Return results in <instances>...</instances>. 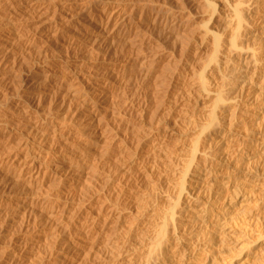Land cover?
<instances>
[{
    "label": "bare ground",
    "instance_id": "obj_1",
    "mask_svg": "<svg viewBox=\"0 0 264 264\" xmlns=\"http://www.w3.org/2000/svg\"><path fill=\"white\" fill-rule=\"evenodd\" d=\"M43 1L0 0V264H201L202 254L225 264L224 244L245 245L257 226L241 216L250 210L240 183L264 169V134L247 133L264 128V0H196L206 7L196 25L185 4L153 17L155 29L185 39L183 50L206 52L169 75L171 91L161 86L168 75L142 58L133 67L126 56L101 62V71L60 73L48 38L65 49H100L104 61L137 20L123 2ZM47 12L53 22L27 30L30 14ZM41 41L27 77L25 53ZM139 79H154L152 96L166 98L151 100L169 118L152 105L150 125L101 124L110 110L102 116L99 103L108 105L113 81L133 87ZM136 113L146 122L145 109Z\"/></svg>",
    "mask_w": 264,
    "mask_h": 264
},
{
    "label": "rangeland",
    "instance_id": "obj_2",
    "mask_svg": "<svg viewBox=\"0 0 264 264\" xmlns=\"http://www.w3.org/2000/svg\"><path fill=\"white\" fill-rule=\"evenodd\" d=\"M48 1H50V2H48ZM83 1V2H82ZM87 1V2H86ZM85 2H84V0H77V2H80V3H87L88 4V2L90 1V2H92V0H86ZM93 1H95V0H93ZM113 1H118V3L120 2V3H124V4H126V5H128V7H127V11H126V13L128 12H130V10H131V16L128 14V16H130V17H132V15L134 16V17H132V18H134V20L136 21L137 20V24L135 23L134 24V27H135V25H137L136 26V30L135 29H133L130 33V36H129V38H130V40H126L125 41V43L123 44V42H121V43H118L117 45L116 44H114L115 46H113L112 48H111V50H110V53L108 54V55H106V58L104 59V61H102V59H103V53H102V51L100 50V49H97L98 51H96V49L94 48V50H92L91 48H87V47H85L84 49H82V50H72V49H65V47L63 48V45H61L60 43H52L50 40H49V38H48V40L47 39H45L46 38V34H45V36H44V38H43V40L42 41H44V39H45V41L47 40V42L48 43H46V44H49V45H47V48L49 49V58L50 59H48V60H50L51 62L52 61H56L57 63H59V66H57L56 67V69L60 72V73H62V72H69L70 71V69L72 70V68L74 69V70H77V71H79L80 69V71H82V72H85V73H93V72H96V71H101V69H99L100 68V64H101V62H102V66H101V68H104L105 66H106V64H119L122 60L124 61L125 60V58H126V56H128L127 57V59H130V60H128L130 63H129V65H128V67H133V65H134V63H132V62H135L136 64H138V60H136L137 58L139 59V58H142V59H144L145 61L144 62H146L147 63V65H148V67H150L151 66V68L154 70V73L156 74L158 71V74H160L161 75V73L165 76H167L168 75V77L165 79V84L163 83V85H165V86H163V85H161L162 87H164L163 88V91H165V90H169V89H171V83H167V80H169L168 82H170V77L171 76H173L172 74H175V75H178L181 71H183L184 70V64L185 63H190V62H192V61H194L195 59H196V61H198L199 63H200V59H201V62H202V60L204 59L205 60V54H206V52H203V54L201 53V55H199V56H195L194 54H195V52L194 51H192V50H183L184 49V47L183 48H181V45L183 46L184 44V38H182V36H179L178 38H177V40L176 41H174L173 39V36L172 35H170L169 34V30H167V29H165V30H161V29H159V28H154V25L151 23L152 21V19H154L155 18V16L157 15L158 17H159V15H162L163 14V12L166 10V12H167V10H169V8L170 7H173L174 8V6H175V8L174 9H172V8H170V10L169 11H176V10H179V8L180 7H182V4H185V6L183 5V10L185 11L184 13H185V15L187 16V19H191L192 20V23H196V21L197 22H199L200 20H202L203 18H204V16H205V14L204 13H206V7L202 4V3H200V2H196V0L195 1H192L191 2V0H180V1H178V0H113ZM182 1H184V3L182 2ZM47 2V3H46ZM52 1L51 0H45V1H43V4H45V5H48V4H50ZM89 2V3H90ZM180 2V3H179ZM179 5V6H177V5ZM193 4H194V6H193ZM174 5V6H173ZM181 5V6H180ZM178 7V9H177V7ZM188 6V7H187ZM202 6V7H201ZM185 7V8H184ZM196 7V8H195ZM3 7H2V5H1V2H0V15L1 14H3V12H5V10H4V8L2 9ZM167 8V9H166ZM163 9V10H162ZM165 9V10H164ZM163 12H162V11ZM3 11V12H2ZM156 11H158V12H156ZM188 12V13H187ZM204 15V16H203ZM38 16V17H37ZM51 16V12H47V13H45V15L43 14V15H39V13L37 14V13H33V14H30L29 15V17H28V19H25L24 21H23V23H24V25L26 26V28H28L27 30H29V31H35V32H37V31H39V30H41V29H44L48 24H50L51 22H53V21H51L50 22V17ZM185 16V17H186ZM30 17H31V19H30ZM154 17V18H153ZM158 17H157V19H158ZM189 17V18H188ZM49 18V19H48ZM136 18V19H135ZM139 18V19H138ZM195 19V20H194ZM30 20V21H29ZM48 20V21H47ZM199 20V21H198ZM28 22V23H27ZM151 25H153V26H151ZM196 25V24H195ZM37 27V28H36ZM138 27V28H137ZM167 30V31H166ZM44 31V30H43ZM43 31H42V33H43ZM134 31V32H133ZM135 31H136V33H135ZM136 34V35H135ZM169 34V35H168ZM172 37V38H171ZM184 39V40H183ZM181 40L182 41H184L183 43L181 42ZM41 41V43L39 44V43H35V44H33L32 45V48L30 49L31 50V53H29V52H27V53H25V55L27 56H25V58H24V63H23V65H24V67L22 68V72H23V74L24 75H26L27 77H31L32 76V73H33V69H32V67L33 66H35V64L33 63V62H35V59H34V57H35V55H36V52H37V50L36 49H39V47L41 46V44H43V42ZM50 41V42H49ZM173 41H174V43H173ZM130 45H129V44ZM160 44V45H159ZM51 45V46H50ZM53 45V46H52ZM55 45H57V49H56V46ZM126 45V46H125ZM138 45V46H137ZM157 47H156V46ZM39 46V47H38ZM48 46H50V47H48ZM120 46H121V48H122V50H121V48H120ZM125 46V47H124ZM130 46H131V49H130ZM141 46V47H140ZM152 47V48H149V47ZM52 47V48H51ZM163 47V48H162ZM36 48V49H35ZM140 48V49H139ZM53 49H55V50H53ZM88 51H87V50ZM139 49V50H138ZM144 49V50H143ZM149 49V50H148ZM158 49V50H157ZM164 49V50H163ZM169 49H171L170 51H169ZM176 49V50H175ZM67 50V51H66ZM71 50V51H70ZM120 50V51H119ZM129 52H128V51ZM135 50H137V51H135ZM181 50V51H180ZM36 51V52H35ZM58 51H60V52H58ZM65 51V52H64ZM73 51V52H72ZM87 51V52H86ZM89 51H91V52H89ZM113 51H114V53H113ZM133 51H135V52H133ZM143 51V52H142ZM34 52H35V54H34ZM56 52H58V53H56ZM77 52V53H76ZM84 52V53H83ZM101 52V53H100ZM120 52V53H119ZM125 52V53H124ZM157 53V55H159V56H157V58L156 59H154V60H151L150 58H151V56L150 55H152L153 53ZM176 52V53H175ZM177 52H179V53H177ZM194 52V53H193ZM29 53V54H28ZM130 53V54H129ZM137 55H136V54ZM140 53V54H139ZM144 53V54H143ZM66 54V55H65ZM80 54V55H79ZM114 56H113V55ZM123 54V55H122ZM148 54V55H147ZM171 54V55H170ZM179 54V55H178ZM186 54V55H185ZM198 54V52L196 53V55ZM55 55V56H54ZM78 55V56H77ZM83 55V56H82ZM170 55V56H169ZM183 55V56H182ZM57 56V57H56ZM113 56V57H112ZM125 56V57H124ZM132 56V57H131ZM136 56V57H135ZM143 56H145V57H143ZM147 56H149V58L147 57ZM179 56V57H178ZM195 56V57H194ZM207 56V55H206ZM83 58V59H81V58ZM102 57V58H101ZM112 57V58H111ZM122 57H124V59L122 58ZM134 57V58H133ZM178 57V58H177ZM192 57L194 58V60L192 59ZM66 58V59H65ZM80 58V59H79ZM96 58V59H95ZM148 58V59H147ZM167 58H168V60H167ZM186 58V59H185ZM188 58H190V59H188ZM101 59V60H100ZM126 59V60H127ZM29 60H30V62H29ZM100 60V61H99ZM106 60V61H105ZM110 60V61H109ZM120 60V61H119ZM133 60V61H132ZM137 62H136V61ZM156 60V61H155ZM108 61V62H107ZM149 61H150V65L148 64L149 63ZM155 61V62H154ZM164 61V62H163ZM151 62H152V64H151ZM30 63H31V65H30ZM168 63H170V64H168ZM195 63V61L192 63V64H194ZM131 64H133V65H131ZM135 64V66H137ZM30 65V66H29ZM70 65V66H69ZM79 65V66H78ZM131 65V66H130ZM167 65V66H166ZM195 65H197V62L195 63ZM195 65H193V66H195ZM199 65V64H198ZM25 66H26V68H25ZM73 66V67H72ZM98 66V67H97ZM166 66V67H165ZM176 66V67H175ZM72 67V68H71ZM75 67V68H74ZM138 67V66H137ZM161 67V70L159 69ZM164 67V68H163ZM172 67V68H171ZM29 68V69H28ZM64 68V69H63ZM68 68V69H67ZM96 68V69H95ZM139 68V67H138ZM167 68V69H166ZM170 68V69H169ZM32 69V70H31ZM169 69V70H168ZM64 70V71H63ZM68 70V71H67ZM164 70V71H163ZM167 70V71H166ZM175 70V71H174ZM29 71V72H28ZM32 71V72H31ZM57 71V73H59ZM170 72V73H169ZM173 72V73H172ZM165 73V74H164ZM177 73V74H176ZM157 74V75H158ZM2 75V76H1ZM169 75H170V77H169ZM0 78H7V72H6V70H0ZM4 76V77H3ZM141 80V81H140ZM115 81V80H114ZM113 81V83H114V86H115V88H114V91L112 92V94L113 95H111V96H109V98H108V100L106 101V103H108V105L106 104V107H108V108H106L105 107V102L104 103H99V107H101V109L103 110V112L101 113L102 114V116H105L106 114H108V112H109V115L108 116H106V117H99V118H102V120L100 119V122H101V124H103V125H105V124H109V123H107V122H109L110 120V125H117V123H118V125H150V122H151V116H149V117H147L148 116V114L149 115H151V113H150V110H151V108L150 107H152V105L153 104H156V102L155 101H153V100H151V99H156L157 97H155L154 98V96H152V91H153V87H154V79H152V80H150V79H148V80H145V79H139V80H137V82H135V81H133L134 82V86L132 87V85H133V83H132V85H131V83H130V85H131V87H130V85L128 84V85H126V84H123L124 82H122V80H116L115 82ZM139 81V82H138ZM117 83V84H116ZM149 83V84H148ZM152 83V84H151ZM167 83V84H166ZM121 84V85H120ZM147 84V85H146ZM33 85V86H32ZM36 87H35V86ZM118 85H119V87L121 88V89H119V87H118ZM123 85V86H122ZM137 85H139V86H137ZM30 86H32L33 88H35V90L36 91H39V90H45V89H47V90H49L50 88L49 87H43L44 85L42 84H40V87L38 86V84L36 83V84H34V83H32V84H30ZM29 86V87H30ZM129 86V87H128ZM27 87V86H26ZM38 87V88H37ZM150 87V88H149ZM161 87V88H162ZM38 90H37V89ZM117 88V89H116ZM122 88H123V90H122ZM126 88H128V89H126ZM167 88V89H166ZM169 88V89H168ZM25 89V88H24ZM23 89V90H24ZM135 89V90H134ZM136 89H137V91H136ZM151 90V91H150ZM46 91V90H45ZM122 91V92H121ZM124 91V92H123ZM131 91V92H130ZM134 91V92H133ZM136 91V92H135ZM143 91H145V92H143ZM169 91H171V90H169ZM18 92V95H21L23 92H21L20 90L19 91H17ZM122 94H121V93ZM142 92H143V94H142ZM149 92H151L150 94H151V96L153 97H151V96H149L150 94H149ZM119 93V94H118ZM120 94H121V96H120ZM134 94V95H133ZM161 94V93H160ZM157 95L158 96V98L156 99V101L157 102H160L161 103V101H162V99H164V98H166V97H159V96H161V95ZM115 95V96H114ZM117 95V96H116ZM126 95V96H125ZM128 95H129V97H128ZM132 95H133V97H132ZM142 96H143V98H142ZM145 96V97H144ZM156 96V95H155ZM112 97V98H111ZM114 97V98H113ZM117 97V98H116ZM119 97V98H118ZM121 97V98H120ZM125 99H123V98ZM128 97V98H127ZM150 97V98H149ZM116 98V99H115ZM130 98V99H129ZM145 98V99H144ZM130 101H129V100ZM148 99H150L152 102H154V103H151L150 102V100H148ZM46 100H47V98H46ZM149 101L150 103H151V105L149 104V102H147V101ZM160 100V101H159ZM109 101H113L112 102V104H111V102H109ZM121 101V102H120ZM125 101V102H124ZM115 102H117V103H115ZM119 102H120V104H119ZM124 102V103H123ZM131 102V103H130ZM144 102H146V103H144ZM110 103V104H109ZM114 103V104H113ZM123 103V104H122ZM205 103H207V104H205ZM204 103V105H208V102L206 101ZM104 106H103V105ZM125 104H127V105H125ZM129 104V105H128ZM130 104H132V105H130ZM147 104H148V106H147ZM109 105H110V107H109ZM121 105V106H120ZM139 105V106H138ZM144 105V106H143ZM112 106H116L115 107V110H113L114 108H112ZM128 106V107H127ZM136 106V107H135ZM146 106V107H145ZM156 106V105H155ZM154 105H153V108L155 107ZM159 106H160V104H159ZM138 107H140V108H138ZM148 107V108H147ZM200 107H201V105H200ZM111 108V109H110ZM120 108V109H119ZM143 108V110L145 109V111H146V114H145V117H146V122H144L143 121V124H140L139 123V121H138V113H136L137 112V109H142ZM152 108V109H153ZM156 108V107H155ZM158 108V107H157ZM156 108V109H157ZM76 110V108H72V112H74V110ZM104 109H106V110H104ZM131 109V110H130ZM148 111H147V110ZM204 109H206V107L204 108ZM108 110H110V111H108ZM118 110V111H117ZM158 111H162L163 112V115H165L164 117L165 118H169V115L168 116H166V112L165 111H167L166 109H165V107H163V108H158L157 109ZM156 110V111H157ZM165 110V111H164ZM105 111V112H104ZM108 111V112H107ZM114 111H115V113H114ZM110 112H112V113H114L113 115H112V113H110ZM116 112H120V113H116ZM152 112V111H151ZM103 113L105 114V115H103ZM134 113V114H133ZM136 113V114H135ZM202 113H203V115L204 114H207L206 113V111H202ZM117 116H116V115ZM120 114V115H119ZM112 115V116H111ZM203 115H200V116H202V117H204ZM110 116V117H109ZM117 118H116V117ZM136 116V117H135ZM200 116H198V117H200ZM112 117H115V119L113 118V119H111ZM119 117H121V118H119ZM106 118V119H105ZM137 118V119H136ZM149 118V119H148ZM205 118V117H204ZM104 119H105V121H104ZM117 119H118V121H117ZM121 119V120H120ZM124 119V120H123ZM147 119H148V121H147ZM99 120V119H98ZM116 122H114V121ZM119 120L121 121V123L119 122ZM136 120V121H135ZM167 120H169V125H173L174 124V121L173 120H171V117H170V119H167ZM103 122V123H102ZM106 122V123H105ZM114 122V123H113ZM138 122V123H137ZM127 123V124H126ZM129 123V124H128ZM155 123H151V125H154ZM178 125L179 124V122L178 123H175L174 125ZM263 127V126H262ZM247 133H252V134H255V135H259L260 137L264 134V128H262V129H259V130H257V131H247ZM263 137V136H262ZM239 165H237L238 166V169H237V171H239L240 173H242V166H241V164H240V162L238 163ZM240 168V169H239ZM254 170H252V173L254 174V176H253V174H250V172H251V170L249 171V174H247V176H246V178L244 179V180H242L243 181V183L241 182L240 184L242 185L241 187L242 188H244V192L243 193H245L246 194V196L248 197V198H245V200L248 202V204L246 205V207H247V210L249 211L250 210V213H245V214H242L241 216H243L244 218H247V217H250L251 216V218L253 219L252 221H253V223H257V226L254 228V229H252L251 231H250V233H249V236H247V237H245L246 238V240L244 239V241H246L247 243L244 245V242H242L243 243V248H240L239 246H241V242H240V245H235L234 243L232 244V242H233V240L234 239H230L229 240V242L228 243H225L224 245H225V249H223V251H222V253H221V255L225 258V260H226V262H225V264L227 263V264H229L230 262V260H231V258H234V259H232L231 261H232V264H264V169L263 170H257V172H256V170L253 172ZM256 174V175H255ZM250 175H252V176H250ZM248 194V195H247ZM251 196H250V195ZM252 199H251V198ZM242 199V198H241ZM240 199V200H241ZM255 202H254V201ZM249 202H251L250 203V206H249ZM234 208H236L237 210H239V209H242V208H237V207H234ZM247 211V212H248ZM242 217V218H243ZM244 224H246L244 221H242V223H241V225H244ZM235 227V229L236 228H238V230L237 231H241V228L239 227V226H234ZM233 238V237H232ZM231 240H232V242H231ZM237 242V241H236ZM239 244V243H238ZM232 245V246H231ZM229 246V247H228ZM237 246V247H236ZM230 247H232V249L234 248L235 250H233V251H231L232 249L230 248ZM236 247V248H235ZM242 247V246H241ZM239 248H240V250H239ZM230 249V250H229ZM241 249H243V250H241ZM238 250H239V252H238ZM235 251V252H234ZM233 253V254H232ZM232 255H233V257H232ZM235 255V256H234ZM201 264H211V262H210V259H209V256H208V254L206 255H204V254H202V256H201Z\"/></svg>",
    "mask_w": 264,
    "mask_h": 264
}]
</instances>
